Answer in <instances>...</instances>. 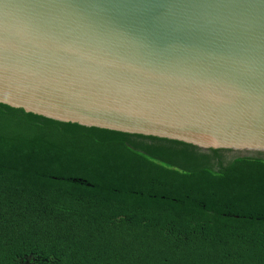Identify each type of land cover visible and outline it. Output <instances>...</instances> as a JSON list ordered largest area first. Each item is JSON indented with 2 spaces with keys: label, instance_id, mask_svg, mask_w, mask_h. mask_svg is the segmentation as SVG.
Instances as JSON below:
<instances>
[{
  "label": "water",
  "instance_id": "water-1",
  "mask_svg": "<svg viewBox=\"0 0 264 264\" xmlns=\"http://www.w3.org/2000/svg\"><path fill=\"white\" fill-rule=\"evenodd\" d=\"M0 103L264 159V0H0Z\"/></svg>",
  "mask_w": 264,
  "mask_h": 264
},
{
  "label": "trees",
  "instance_id": "trees-1",
  "mask_svg": "<svg viewBox=\"0 0 264 264\" xmlns=\"http://www.w3.org/2000/svg\"><path fill=\"white\" fill-rule=\"evenodd\" d=\"M0 103V264H264V159Z\"/></svg>",
  "mask_w": 264,
  "mask_h": 264
},
{
  "label": "rangeland",
  "instance_id": "rangeland-1",
  "mask_svg": "<svg viewBox=\"0 0 264 264\" xmlns=\"http://www.w3.org/2000/svg\"><path fill=\"white\" fill-rule=\"evenodd\" d=\"M239 155H240L239 153L228 152L227 155H226V157L233 158V157L239 156Z\"/></svg>",
  "mask_w": 264,
  "mask_h": 264
}]
</instances>
